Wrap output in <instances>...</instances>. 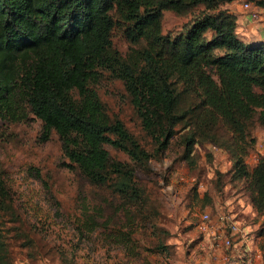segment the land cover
<instances>
[{
	"label": "trees",
	"instance_id": "1",
	"mask_svg": "<svg viewBox=\"0 0 264 264\" xmlns=\"http://www.w3.org/2000/svg\"><path fill=\"white\" fill-rule=\"evenodd\" d=\"M235 1L0 0V115L29 108L42 120L44 137L56 131L70 161L91 183H103L105 144L136 160L150 158L124 123L104 111L93 84L107 70L123 80L158 151L178 129H185L191 166L196 143L228 150L230 183L247 185L263 235L264 158L250 167L246 157L256 142L252 127L264 128V38L239 35L238 15L225 7ZM252 1L264 7V0ZM166 10L193 12L194 19L176 34L164 33ZM115 29L132 45L126 54L113 47ZM116 170L114 188L139 198L133 169ZM7 199L0 177V202Z\"/></svg>",
	"mask_w": 264,
	"mask_h": 264
},
{
	"label": "rangeland",
	"instance_id": "2",
	"mask_svg": "<svg viewBox=\"0 0 264 264\" xmlns=\"http://www.w3.org/2000/svg\"><path fill=\"white\" fill-rule=\"evenodd\" d=\"M242 3L225 7L249 16ZM193 19V12L166 10L162 30L176 34ZM112 40L122 54L132 47L118 29ZM93 87L108 118L121 120L150 158L136 160L105 144L109 179L93 184L65 155L56 131L44 137L42 120L29 108L18 110L15 117L0 115V177L8 191V199L0 202V264H194L205 254L200 214L210 212L216 218L233 211L242 198L251 202L244 182L230 183L231 154L223 147L196 143V164L189 165L185 129H178L168 147L158 151L156 136L143 128L122 79L102 70ZM251 132L256 142L246 160L254 167L264 158V128L256 123ZM117 168L133 169L139 198L127 196L130 190L119 193L111 184ZM259 219L242 224L257 225L259 235Z\"/></svg>",
	"mask_w": 264,
	"mask_h": 264
},
{
	"label": "crops",
	"instance_id": "3",
	"mask_svg": "<svg viewBox=\"0 0 264 264\" xmlns=\"http://www.w3.org/2000/svg\"><path fill=\"white\" fill-rule=\"evenodd\" d=\"M235 3V2H234ZM238 14V13H236ZM242 15L238 16V33L244 39L249 38H264V25L263 23L257 24L255 21L251 20L248 14L241 13ZM239 15V14H238ZM234 202V199L233 201ZM235 203V202H234ZM233 203V204H234ZM234 210L238 211L240 215L243 216L244 221L251 220V216H257V212L255 211L252 202L246 203V201L242 198L236 204L233 205ZM236 207V208H235ZM241 217V216H240ZM259 225L262 224V217H260ZM257 225L248 224L245 230V237L230 251V262H225V264H236L238 259L242 258V260H252V264H264V259L262 258V262H259V259L262 257L263 250L261 247V235L256 233ZM201 248L205 251V254L199 257L194 264H223L221 261L222 251H219L218 254L213 253L212 245L209 239H203ZM218 257V258H217ZM254 261V262H253ZM261 261V260H260Z\"/></svg>",
	"mask_w": 264,
	"mask_h": 264
},
{
	"label": "built area",
	"instance_id": "4",
	"mask_svg": "<svg viewBox=\"0 0 264 264\" xmlns=\"http://www.w3.org/2000/svg\"><path fill=\"white\" fill-rule=\"evenodd\" d=\"M242 7L249 13L251 20L258 21L260 19L264 25V7H260L252 0H243ZM212 148L217 149L218 147L212 145ZM233 211H223L216 218H213L210 212H202L199 216L198 228L204 237L209 239L213 253L223 252L221 255L223 264L231 261L230 251L246 234L241 217H237L240 213L234 209ZM236 264H252V260L240 258Z\"/></svg>",
	"mask_w": 264,
	"mask_h": 264
}]
</instances>
